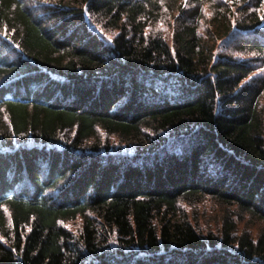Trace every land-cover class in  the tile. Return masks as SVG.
<instances>
[{
  "label": "trees",
  "instance_id": "obj_1",
  "mask_svg": "<svg viewBox=\"0 0 264 264\" xmlns=\"http://www.w3.org/2000/svg\"><path fill=\"white\" fill-rule=\"evenodd\" d=\"M261 69L264 0H0V264H264Z\"/></svg>",
  "mask_w": 264,
  "mask_h": 264
},
{
  "label": "rangeland",
  "instance_id": "obj_2",
  "mask_svg": "<svg viewBox=\"0 0 264 264\" xmlns=\"http://www.w3.org/2000/svg\"><path fill=\"white\" fill-rule=\"evenodd\" d=\"M218 1V0H217ZM160 27H164L163 24L160 25ZM107 34L111 35V32H108ZM264 73V69L260 71V74ZM264 98V96H263ZM105 138H107L106 136H103ZM112 141L115 142V146L119 145V138L116 137H112L110 138ZM199 215H201L200 217V224H202V228L203 230L206 232V230H213L216 228L215 224V219L217 217H219V211H220V207L214 202V199L208 198L205 201L201 202L199 204ZM193 210H190V214L192 215ZM214 222V224H212ZM246 223H248V225L251 227V229L253 230V232L255 234L258 233L259 230V224L257 223H253L251 222V220L249 221L248 218H246V220H244L243 222H241L240 226H241V230L244 228L245 225H247ZM73 227H76V225L74 223H70Z\"/></svg>",
  "mask_w": 264,
  "mask_h": 264
}]
</instances>
